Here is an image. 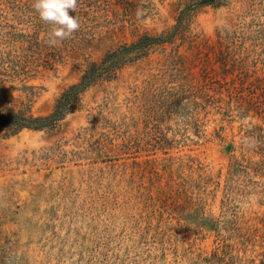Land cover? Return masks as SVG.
Instances as JSON below:
<instances>
[{
    "label": "rangeland",
    "instance_id": "374dc122",
    "mask_svg": "<svg viewBox=\"0 0 264 264\" xmlns=\"http://www.w3.org/2000/svg\"><path fill=\"white\" fill-rule=\"evenodd\" d=\"M35 0H0V264H264V0H78L53 45Z\"/></svg>",
    "mask_w": 264,
    "mask_h": 264
},
{
    "label": "trees",
    "instance_id": "16d2710c",
    "mask_svg": "<svg viewBox=\"0 0 264 264\" xmlns=\"http://www.w3.org/2000/svg\"><path fill=\"white\" fill-rule=\"evenodd\" d=\"M215 0H201V3L208 4ZM156 37L144 34L131 45L122 44L117 49L108 52L99 62H90L84 70L80 79L68 85L59 95L51 113L45 116H34L30 109L13 110L7 108L0 111V132L2 135H11L23 128H43L54 126L69 112L79 101L81 93L93 84L98 78L111 75L113 69L125 59L124 51L135 47L140 49L155 41Z\"/></svg>",
    "mask_w": 264,
    "mask_h": 264
},
{
    "label": "clouds",
    "instance_id": "9594fccd",
    "mask_svg": "<svg viewBox=\"0 0 264 264\" xmlns=\"http://www.w3.org/2000/svg\"><path fill=\"white\" fill-rule=\"evenodd\" d=\"M77 3L78 0H35L33 8L39 18L53 26L50 33L53 45L57 40L70 38L80 29L78 17L71 14L76 11Z\"/></svg>",
    "mask_w": 264,
    "mask_h": 264
}]
</instances>
